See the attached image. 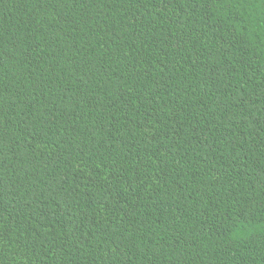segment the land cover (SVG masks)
I'll return each instance as SVG.
<instances>
[{"label": "trees", "instance_id": "trees-1", "mask_svg": "<svg viewBox=\"0 0 264 264\" xmlns=\"http://www.w3.org/2000/svg\"><path fill=\"white\" fill-rule=\"evenodd\" d=\"M0 264H264V0H0Z\"/></svg>", "mask_w": 264, "mask_h": 264}]
</instances>
